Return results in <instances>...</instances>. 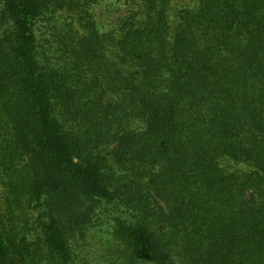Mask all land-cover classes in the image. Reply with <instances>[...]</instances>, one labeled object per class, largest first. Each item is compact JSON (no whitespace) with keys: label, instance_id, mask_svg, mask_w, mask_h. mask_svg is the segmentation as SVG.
I'll return each instance as SVG.
<instances>
[{"label":"trees","instance_id":"16d2710c","mask_svg":"<svg viewBox=\"0 0 264 264\" xmlns=\"http://www.w3.org/2000/svg\"><path fill=\"white\" fill-rule=\"evenodd\" d=\"M0 264H264V0H0Z\"/></svg>","mask_w":264,"mask_h":264}]
</instances>
